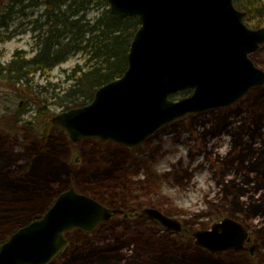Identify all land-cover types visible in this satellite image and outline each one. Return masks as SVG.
<instances>
[{
  "label": "rangeland",
  "instance_id": "obj_1",
  "mask_svg": "<svg viewBox=\"0 0 264 264\" xmlns=\"http://www.w3.org/2000/svg\"><path fill=\"white\" fill-rule=\"evenodd\" d=\"M41 12L0 0V245L74 188L115 214L91 234L67 232L66 250L50 264H264V87L230 109L173 122L133 151L73 143L50 121L66 111L59 98L82 54L30 73L27 84L5 78L14 55L34 56ZM98 13L91 8L87 19ZM251 61L264 72V45ZM147 209L181 229L163 228ZM225 218L241 226L248 246L212 253L194 244L192 233Z\"/></svg>",
  "mask_w": 264,
  "mask_h": 264
},
{
  "label": "water",
  "instance_id": "obj_2",
  "mask_svg": "<svg viewBox=\"0 0 264 264\" xmlns=\"http://www.w3.org/2000/svg\"><path fill=\"white\" fill-rule=\"evenodd\" d=\"M111 15L135 18L138 29L121 77L101 86L83 107L56 114L51 124L76 143L96 139L134 148L152 134L191 114L228 108L264 72L251 55L264 45V27L251 29L233 0H106ZM191 93L177 101L170 96ZM114 211L74 188L61 192L38 219L18 228L0 246V264H50L67 248L71 230L93 233ZM150 219L170 231L180 225L155 209ZM212 253L241 247V226L223 219L193 234Z\"/></svg>",
  "mask_w": 264,
  "mask_h": 264
},
{
  "label": "trees",
  "instance_id": "obj_3",
  "mask_svg": "<svg viewBox=\"0 0 264 264\" xmlns=\"http://www.w3.org/2000/svg\"><path fill=\"white\" fill-rule=\"evenodd\" d=\"M9 2L22 10L42 9L39 20L36 21L34 56L25 60L24 57L14 55L5 70L7 75L4 77L9 83L27 84L30 73H48L62 64L68 56L82 54L85 57L83 65H77L71 71L67 78L70 84L59 98L61 107L69 110L88 104L98 88L124 73L126 55L138 28L135 18L120 19L111 15L105 0ZM233 4L238 10L247 13L246 21L251 28L258 29L263 26L262 0H233ZM91 8H96L99 13L95 18L87 19ZM188 94L189 92H182L178 95L184 97ZM23 124L31 126L30 123ZM151 181L155 183L156 179ZM135 213L130 217L134 218Z\"/></svg>",
  "mask_w": 264,
  "mask_h": 264
},
{
  "label": "flooded vegetation",
  "instance_id": "obj_4",
  "mask_svg": "<svg viewBox=\"0 0 264 264\" xmlns=\"http://www.w3.org/2000/svg\"><path fill=\"white\" fill-rule=\"evenodd\" d=\"M230 109V108H229ZM188 117V116H187ZM135 148H132V149H128L129 151H133ZM114 216V215H113ZM165 217H167V216H165ZM167 218H169V217H167ZM169 219H171V218H169ZM151 220H153V219H151ZM153 221H155V220H153ZM156 222V221H155ZM157 223V222H156ZM179 223V222H178ZM180 225V224H179ZM180 229H181V226H180ZM193 234L194 233H192L191 234V236L190 237H192V239H194V244H195V238L193 237ZM247 237V236H246ZM246 237H245V239H244V241H243V243H242V246L244 247H246V246H248V242H247V239H246ZM246 240V241H245ZM241 246V247H242Z\"/></svg>",
  "mask_w": 264,
  "mask_h": 264
}]
</instances>
